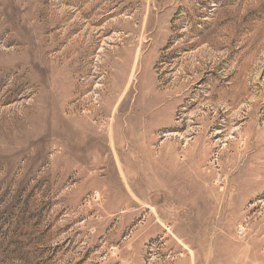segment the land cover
<instances>
[{
    "label": "rangeland",
    "instance_id": "rangeland-1",
    "mask_svg": "<svg viewBox=\"0 0 264 264\" xmlns=\"http://www.w3.org/2000/svg\"><path fill=\"white\" fill-rule=\"evenodd\" d=\"M0 264H264V0H0Z\"/></svg>",
    "mask_w": 264,
    "mask_h": 264
}]
</instances>
